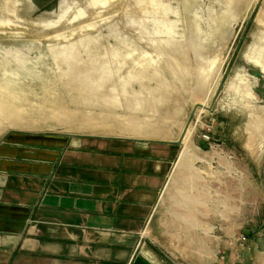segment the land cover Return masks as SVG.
I'll return each mask as SVG.
<instances>
[{
    "label": "rangeland",
    "instance_id": "rangeland-1",
    "mask_svg": "<svg viewBox=\"0 0 264 264\" xmlns=\"http://www.w3.org/2000/svg\"><path fill=\"white\" fill-rule=\"evenodd\" d=\"M8 106L28 124L12 125ZM8 133L183 135L186 168L168 182L181 181L161 190L157 237L155 225L141 235L185 264L161 240L182 249L181 218L201 213L215 242L241 232L251 247L264 237V0H0Z\"/></svg>",
    "mask_w": 264,
    "mask_h": 264
},
{
    "label": "crops",
    "instance_id": "crops-1",
    "mask_svg": "<svg viewBox=\"0 0 264 264\" xmlns=\"http://www.w3.org/2000/svg\"><path fill=\"white\" fill-rule=\"evenodd\" d=\"M174 141L96 134L0 138V264H173L141 232L155 225L157 237L161 190L181 181L168 182L174 168H186L189 149ZM199 216L181 218L182 249L168 234L161 246L183 253L185 264H264L260 233L251 243L260 253L248 245L254 253L246 255L247 249L215 242Z\"/></svg>",
    "mask_w": 264,
    "mask_h": 264
},
{
    "label": "bare ground",
    "instance_id": "bare-ground-1",
    "mask_svg": "<svg viewBox=\"0 0 264 264\" xmlns=\"http://www.w3.org/2000/svg\"><path fill=\"white\" fill-rule=\"evenodd\" d=\"M5 108V107H4ZM17 108V107H16ZM12 106H8L7 108H5L6 112L9 114L10 119L13 121V123H11L12 125H18V126H26L28 123V119H24V115L18 111L17 109ZM67 117V116H66ZM70 119V118H69ZM21 121V123L19 122ZM84 121V120H83ZM31 122V121H30ZM27 123V124H26ZM34 123V122H33ZM31 125V124H30ZM34 125V124H33ZM32 126V125H31ZM155 134V133H154ZM182 138V137H181ZM182 142V140H181Z\"/></svg>",
    "mask_w": 264,
    "mask_h": 264
},
{
    "label": "built area",
    "instance_id": "built-area-1",
    "mask_svg": "<svg viewBox=\"0 0 264 264\" xmlns=\"http://www.w3.org/2000/svg\"><path fill=\"white\" fill-rule=\"evenodd\" d=\"M231 242H232L231 244L238 249L245 250L248 248L247 237L241 232L233 236ZM236 258L237 259L240 258L238 254ZM219 260H225V258L221 255L219 256ZM249 264H252V263H249Z\"/></svg>",
    "mask_w": 264,
    "mask_h": 264
},
{
    "label": "water",
    "instance_id": "water-1",
    "mask_svg": "<svg viewBox=\"0 0 264 264\" xmlns=\"http://www.w3.org/2000/svg\"><path fill=\"white\" fill-rule=\"evenodd\" d=\"M183 135H181V137H182ZM181 137L180 138H178L177 140H175L174 142H177L178 144H181ZM159 140H163V139H159Z\"/></svg>",
    "mask_w": 264,
    "mask_h": 264
}]
</instances>
